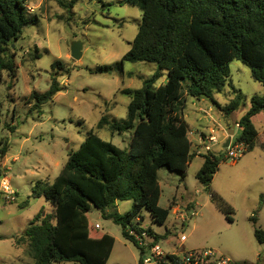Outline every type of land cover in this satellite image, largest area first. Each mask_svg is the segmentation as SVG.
<instances>
[{"label":"rangeland","instance_id":"374dc122","mask_svg":"<svg viewBox=\"0 0 264 264\" xmlns=\"http://www.w3.org/2000/svg\"><path fill=\"white\" fill-rule=\"evenodd\" d=\"M122 1L79 0L72 10L61 6L58 0H30L27 4L29 12L40 17V23L25 28L22 38L13 44L10 54L15 57L17 79L12 80L5 73L0 85V143L9 144L7 157L0 161V184L8 178L16 197V201L10 202L7 195L0 193V264L34 263L27 244L17 241L38 214L42 213L43 217L52 214L54 207L45 198L33 197V192L39 181L52 183L57 178L69 153L80 148L90 131L123 150L130 146L131 133L118 135L112 134L107 126L98 128L104 116L109 121L127 119L131 98L121 91L140 89L144 80L156 71V65L145 62H125L122 69L117 67L131 50L142 21L140 9L129 4L121 6ZM76 41L83 45L80 60L71 55L72 43ZM56 61L63 62L70 74L54 67ZM101 67L108 70L95 72ZM52 76L61 84V92L40 111H33L31 94L47 92ZM164 82L166 77L157 86ZM234 90L241 91L244 99L241 108L229 117L210 100L203 99L200 103L191 97L184 106H179L178 112L185 115L190 131L222 130L246 115L254 96L264 94L262 84L253 79L250 68L240 61L230 63L229 85L215 98L222 105L227 104L235 97ZM209 114L213 115L211 122ZM253 123L261 132L255 149L236 162L228 159L223 162L209 188L196 179L203 157L193 158L184 180L179 173L159 171L162 190L159 205L165 209L173 207L169 219L165 225H158L143 210L139 223L157 234L171 232L168 241L174 242L167 246L165 241V250L186 252L188 248H195L212 251L215 259L264 264V244L255 237L256 228L264 230V149L261 146L264 113L255 116ZM191 142L194 151L198 136H193ZM224 154L227 157L225 149ZM212 195L222 197L233 207V222L220 212ZM133 205V201L119 202L116 210L124 215ZM191 209L196 215L182 225L181 215ZM88 216L94 234L115 238L108 264H140V249L124 238L120 225L105 219L96 209ZM253 217L258 219L257 224L252 221ZM96 224L101 229L95 230ZM182 235L187 237L186 249H180V242H175Z\"/></svg>","mask_w":264,"mask_h":264},{"label":"trees","instance_id":"16d2710c","mask_svg":"<svg viewBox=\"0 0 264 264\" xmlns=\"http://www.w3.org/2000/svg\"><path fill=\"white\" fill-rule=\"evenodd\" d=\"M29 1L0 0V85L5 73L17 79L15 57L10 54L13 44L22 38L25 28L40 23V17L29 12ZM78 1L58 0L69 10ZM124 4L138 7L142 21L131 50L117 67L122 69L125 62H145L156 65V71L140 89L121 91L131 98L127 119L109 121L104 116L98 128L107 126L118 135L131 133L130 146L123 150L90 131L80 148L69 153L52 183L38 182L33 197L51 201L54 209L44 217L38 214L17 241L27 244L33 264H108L116 241L109 234L93 233L88 216L93 209L120 225L124 238L140 249L129 228L139 229L141 224L136 219L141 212L146 210L154 223L165 225L173 208L159 205V171L179 173L184 180L195 157L188 138L189 125L183 112H178L179 106H184L188 97L208 99L225 117L236 113L244 99L241 91L234 90L235 97L224 105L215 98L229 85L233 61L249 67L253 79L264 88V0H123L121 6ZM54 67L70 74L61 61L54 62ZM106 70L101 67L95 72ZM163 77L166 82L157 86ZM61 90L57 77L52 76L47 92L31 94L33 111H40ZM261 113L264 94L254 96L250 110L236 122L241 126L237 141L247 144L246 154L255 149L259 130L253 118ZM0 145L5 157L9 144L1 141ZM202 157L204 163L196 179L209 188L227 159L221 148ZM212 198L233 222V207L218 195ZM124 201H133L134 205L122 215L116 207ZM252 221L257 224L258 219L253 217ZM146 230L162 243L171 233ZM255 237L264 244V230L256 228ZM160 264L186 263L180 256L171 255Z\"/></svg>","mask_w":264,"mask_h":264},{"label":"built area","instance_id":"2783aa9c","mask_svg":"<svg viewBox=\"0 0 264 264\" xmlns=\"http://www.w3.org/2000/svg\"><path fill=\"white\" fill-rule=\"evenodd\" d=\"M235 136L232 138L231 143L228 148H224V145L228 139V132H226V140L222 139L220 136L221 131L218 129H210L208 133H199L189 131L188 136H198V144L194 145L193 154L196 157H202V155L213 151L216 147H221L227 152L226 159L236 162L242 159L247 151L248 146L243 141H237V138L240 134L241 126L236 123L235 125ZM2 155V146L0 145V161L3 159ZM0 193L7 195V200L10 202L16 201L15 193L10 187V182L8 178H4L0 184ZM196 215V212H193L192 209L189 210L186 214L181 215L182 225L187 222L188 218H192ZM140 219L137 218L136 222L139 223ZM96 229H101L100 224L95 225ZM139 229L129 228V234L132 235L137 241L141 256L142 264H160L167 256L176 255L180 256L186 264H238L233 262L229 258L215 259L214 253L212 251H184L183 253L179 252H168L163 247V243L156 242L155 238L147 232L146 228L138 225ZM180 242L181 244L187 241V237L182 235L180 238L176 239L175 242ZM173 244V242H172ZM175 247V245H174Z\"/></svg>","mask_w":264,"mask_h":264},{"label":"crops","instance_id":"0c3cea01","mask_svg":"<svg viewBox=\"0 0 264 264\" xmlns=\"http://www.w3.org/2000/svg\"><path fill=\"white\" fill-rule=\"evenodd\" d=\"M204 100L202 99V100H200L199 102L200 103H202ZM187 102V101H186ZM208 111H210V110H208ZM183 116H184V118H185V115L183 114ZM213 120V115H211V114H209V118H208V121L209 122H211ZM239 120H235L232 124H229V125H227V127L226 128H223L221 131H223V133H222V135H221V138L224 140H226V132H228L229 131V128L231 127V126H234L235 124H236V122H238ZM187 122V121H186ZM189 125V124H188ZM257 128V127H256ZM189 131H190V128H189ZM192 131V130H191ZM194 132V131H193ZM199 133H207L206 131H196V134H199ZM188 138L191 140V138L192 137H190V136H188ZM261 138V132H259V137H258V140ZM257 140V141H258ZM194 142V141H193ZM262 148L264 149V141L262 142ZM256 147V146H255ZM7 157V154L5 155V158ZM203 166V165H202ZM202 168V167H201ZM200 168V169H201ZM165 241H167L166 243H165V245H172V242H169L168 241V239L167 240H165ZM174 242V241H173ZM180 249H183V247H184V249H186L185 248V246H184V243L183 244H179V246H178ZM194 250H196L195 248H188L187 249V251H194ZM184 251H181V252H179V253H183Z\"/></svg>","mask_w":264,"mask_h":264},{"label":"water","instance_id":"95a60500","mask_svg":"<svg viewBox=\"0 0 264 264\" xmlns=\"http://www.w3.org/2000/svg\"><path fill=\"white\" fill-rule=\"evenodd\" d=\"M82 49H83V45L80 42L76 41L72 43L71 55L75 60H80L82 58L83 56ZM234 136H235V126H231L228 131V139L224 145L225 149L229 147L231 140Z\"/></svg>","mask_w":264,"mask_h":264}]
</instances>
